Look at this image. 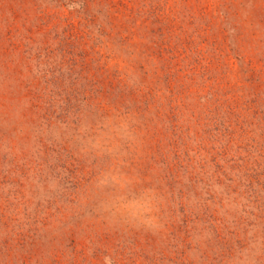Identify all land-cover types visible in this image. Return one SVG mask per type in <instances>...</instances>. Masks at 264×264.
Segmentation results:
<instances>
[{"label": "rangeland", "instance_id": "obj_1", "mask_svg": "<svg viewBox=\"0 0 264 264\" xmlns=\"http://www.w3.org/2000/svg\"><path fill=\"white\" fill-rule=\"evenodd\" d=\"M0 264H264V0H0Z\"/></svg>", "mask_w": 264, "mask_h": 264}]
</instances>
